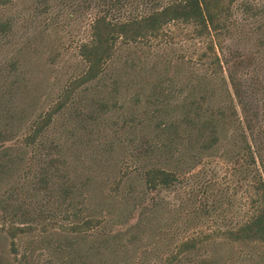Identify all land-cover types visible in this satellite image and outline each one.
<instances>
[{
  "label": "rangeland",
  "instance_id": "374dc122",
  "mask_svg": "<svg viewBox=\"0 0 264 264\" xmlns=\"http://www.w3.org/2000/svg\"><path fill=\"white\" fill-rule=\"evenodd\" d=\"M36 5L37 0H15L0 6V20L13 22L7 36L0 37V127L10 133L8 140L0 143V162L8 166L0 180V196H6L15 185L14 191L23 189L28 181L24 177L28 164L35 162L31 157L33 150L22 143V137L65 83L84 66L77 46L88 35L90 13L80 12L62 0H51L48 13H40ZM189 29L175 24L161 39L121 44L103 76L88 86L84 96L86 102L90 101V110L97 101L108 99L109 111L101 112L98 121L87 126L66 113L49 130L69 146L76 143V151H68L71 165L78 182L88 181L80 189L87 193V213L102 219V224L82 235L59 227H52L47 233L21 235L17 238L18 253L13 251L11 239L0 225V264H32L36 260L42 264H164L165 257L174 253L181 241L201 228L227 227L242 219L252 179L245 177L239 165L233 166L236 145L228 132V138L209 154L205 163L190 171L183 184L160 195L148 192L139 171L161 162H135L130 156L132 145L126 136L135 127L124 128L122 123L132 116L136 120L128 125L141 126L140 113L145 106H139L133 96L139 94L143 101L156 81L169 77L178 85L179 81L193 84L195 95L208 90L216 104L226 98L222 75L214 74L209 64L198 59L206 50V41L193 38ZM262 37L264 18L240 23L224 42L231 64L243 65L237 72L243 95L260 117L264 98ZM230 132L233 133L232 128ZM127 165L129 174L115 190L116 180ZM176 166V162L170 165ZM217 200L219 205L213 209L206 206L210 214L200 209L201 204ZM75 236L74 246L55 247L58 241H69ZM39 246L44 250H39ZM195 252L209 256L213 260L209 264H264L259 250L252 245L217 241ZM26 255L29 256L25 260Z\"/></svg>",
  "mask_w": 264,
  "mask_h": 264
},
{
  "label": "trees",
  "instance_id": "16d2710c",
  "mask_svg": "<svg viewBox=\"0 0 264 264\" xmlns=\"http://www.w3.org/2000/svg\"><path fill=\"white\" fill-rule=\"evenodd\" d=\"M14 1L0 0V6ZM62 3L79 8L80 12L87 10L91 15L88 35L77 46L84 66L65 83L49 108L32 121L22 137V143L33 150L31 157L35 163L30 161L28 164L24 176L28 181L23 189L16 192L15 185L6 196H0V225L11 239L13 251L18 253L17 238L21 235L47 233L52 227L82 235L102 224V219L87 213V193L80 189H84L88 181L78 182L71 165L68 151L70 148L76 151V143L69 146L61 136L50 134L49 130L58 117L66 113L82 126L98 121L101 112L110 109L106 105L108 99L97 101L90 110V101L86 102L84 96L88 86L103 76L120 45L161 39L171 25L179 24V27L190 28L193 38L206 41V50L198 59L209 64L214 74L222 75L226 98L216 104L208 90L197 96L195 85L182 81L178 85L169 77L156 81L143 101L139 94L134 95L139 106L144 103L145 108L140 113L141 126L128 125L136 120L132 116H127L122 123L124 128L135 127L126 136L132 145L131 159L161 162L139 171L148 192L160 195L183 184L190 171L205 163L213 150L228 138V132L236 145L233 166L239 165L245 177L252 180L247 188V208L241 220L227 227L201 228L181 241L176 251L165 257L164 264H209L213 262L209 256L203 257L195 251L217 241L252 245L263 259L264 98L260 117L243 95L237 74L243 65L231 64L224 52V42L240 23L263 19L264 3L259 0H62ZM36 8L40 13H48L51 0H37ZM12 26L10 19L0 20V37L7 36ZM262 26L259 29L262 30ZM260 40L264 44V37ZM130 113L134 114V111ZM8 135V130L0 127V143L6 142ZM173 162L177 163L175 168L170 167ZM7 167L6 163L0 162V180ZM128 174L129 165L116 180L115 190ZM210 205L213 209L219 202H206L200 209L210 214V209L206 208ZM75 241L76 236L69 241H58L55 247L74 246ZM38 248L44 250L43 246ZM32 264L42 263L36 260Z\"/></svg>",
  "mask_w": 264,
  "mask_h": 264
}]
</instances>
